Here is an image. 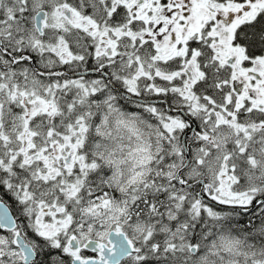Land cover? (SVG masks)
<instances>
[{"label":"snow or ice","instance_id":"1","mask_svg":"<svg viewBox=\"0 0 264 264\" xmlns=\"http://www.w3.org/2000/svg\"><path fill=\"white\" fill-rule=\"evenodd\" d=\"M0 264H264V0H0Z\"/></svg>","mask_w":264,"mask_h":264}]
</instances>
